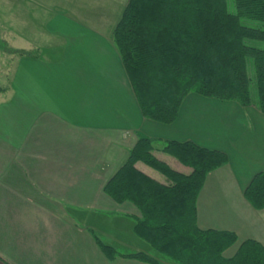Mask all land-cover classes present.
<instances>
[{
  "label": "crops",
  "instance_id": "crops-1",
  "mask_svg": "<svg viewBox=\"0 0 264 264\" xmlns=\"http://www.w3.org/2000/svg\"><path fill=\"white\" fill-rule=\"evenodd\" d=\"M74 1L71 8L82 0ZM109 1L101 11L114 9ZM77 14L90 16L84 9ZM46 26L65 40L13 48L26 54H17L9 87L0 91V264H149L109 259L82 222L88 210L140 215L132 203H117L104 191L140 136L153 138L155 149L189 140L224 152L228 162L207 174L199 193L198 226L237 234L226 256L246 239L264 244V208L244 194L264 170V113L256 105L190 93L175 121L152 120L101 29L90 39L91 28L56 13ZM6 90L14 95L10 103L2 97ZM138 167L157 177L151 167ZM139 243L134 251L147 250Z\"/></svg>",
  "mask_w": 264,
  "mask_h": 264
},
{
  "label": "trees",
  "instance_id": "trees-1",
  "mask_svg": "<svg viewBox=\"0 0 264 264\" xmlns=\"http://www.w3.org/2000/svg\"><path fill=\"white\" fill-rule=\"evenodd\" d=\"M112 34L146 117L172 123L190 93L256 105L264 113V0H128ZM161 150L190 171L156 155L153 138H138L104 191L117 203L137 207L134 231L149 246L122 253L95 235L106 256L149 264H163V259L174 264H264L261 242L246 239L226 256L237 234L198 226L199 193L207 174L228 162L227 155L189 140H170ZM139 163L165 179L146 173ZM244 194L256 209L264 208V170L253 176Z\"/></svg>",
  "mask_w": 264,
  "mask_h": 264
},
{
  "label": "rangeland",
  "instance_id": "rangeland-1",
  "mask_svg": "<svg viewBox=\"0 0 264 264\" xmlns=\"http://www.w3.org/2000/svg\"><path fill=\"white\" fill-rule=\"evenodd\" d=\"M125 1L114 0V3L110 5L114 6L113 10L116 9V11L109 9L108 12L107 10L101 11L100 9L106 8V4L111 2L109 0L76 1V4L79 5L76 8H71L70 6L75 4L74 0L66 2L65 6H63L64 0H0V91L5 87H9V80L12 74L11 67L17 56V52H14L16 49L13 50V48L16 46L30 48L31 44H59L62 42L61 39L65 40L66 36H61V34H56V32L50 33L51 30L46 26L53 14L67 16L81 26L84 24L88 27L89 23H91L88 28H91L92 32L89 31L90 29H87L92 35L88 34L90 39H93L95 36L97 37V33L100 32L96 30L97 28L101 29L100 33L103 36H107L111 43L114 44L113 34H109L107 31L109 28L114 29L117 24L116 21L119 18L118 15L125 8ZM99 5L104 6L101 8ZM80 6L90 16H79L77 13L83 10ZM116 12H118V15H116ZM103 13H109L110 15H100ZM52 22L54 20L50 22V26ZM73 39L72 37V42ZM97 40H99V37ZM251 73H253V70H251ZM12 81L13 85H15L14 78ZM254 85L253 82L252 87L255 92L256 87L254 89ZM2 95L3 98L8 99L9 103L13 99L12 96H14L7 90ZM155 154L168 161L174 168L190 171V167L181 163L173 155L164 153L161 149H155ZM149 170L157 176L155 178L165 179L158 171L151 168ZM85 215L86 218L82 222L88 227L93 228L94 235L98 236L104 243L115 246L119 252L131 253L135 250L134 247H136L135 245L138 242H140L138 245L142 244L146 248L149 246L134 231L136 217L125 212V210H88ZM163 261V264H174L172 261H168V259H163Z\"/></svg>",
  "mask_w": 264,
  "mask_h": 264
}]
</instances>
